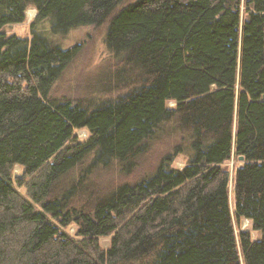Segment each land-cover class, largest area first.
Returning a JSON list of instances; mask_svg holds the SVG:
<instances>
[{
	"label": "trees",
	"instance_id": "16d2710c",
	"mask_svg": "<svg viewBox=\"0 0 264 264\" xmlns=\"http://www.w3.org/2000/svg\"><path fill=\"white\" fill-rule=\"evenodd\" d=\"M45 20L104 25L89 95H54L83 45ZM0 264H264V0H0Z\"/></svg>",
	"mask_w": 264,
	"mask_h": 264
},
{
	"label": "rangeland",
	"instance_id": "374dc122",
	"mask_svg": "<svg viewBox=\"0 0 264 264\" xmlns=\"http://www.w3.org/2000/svg\"><path fill=\"white\" fill-rule=\"evenodd\" d=\"M128 1V0H127ZM36 10L35 8L29 6L25 10V19L22 22L10 23L3 27L7 35H17L19 37H30L31 35V24L30 22L35 17ZM47 23L41 21L38 23V28L44 36L50 39L53 42L60 44L63 48H68L74 43L78 42L82 48L78 51L74 59L68 64V66L63 71L61 77L57 80L53 92L55 96H68L69 98L84 97L89 95V89L94 87L97 83V73L101 69L103 63L109 57V52L105 47L103 40L104 35V25H100L94 28L92 25H84L71 28L65 35L53 34L50 31V22L45 20ZM34 28L39 31L37 24L34 25ZM46 32V33H45ZM48 33V34H47ZM52 36V37H51ZM95 97L109 95V93H95ZM175 105L174 101H166V106L173 107ZM74 137L79 140H85L89 133L85 128H78L73 130ZM163 148L159 146H154L152 153L147 161V167L153 165V160ZM241 161V160H240ZM236 161L233 157L225 161L222 165L227 166L231 175L234 172V169L241 162ZM185 162L184 156L179 154L176 156L173 166L182 167ZM22 169L19 165H14L13 175H19ZM67 178V177H66ZM97 183L100 186H111L114 183L111 173H104L96 179ZM121 181V180H120ZM21 193L25 192L24 187L18 188ZM229 199H230V209L234 222L235 233H238L240 230L249 231L252 238H257L259 232L252 229L250 221L246 218L235 219L234 217V204H233V184L229 183ZM69 234H74L75 228L73 225H69L65 228ZM99 244L106 248L110 241V236H101L98 239Z\"/></svg>",
	"mask_w": 264,
	"mask_h": 264
},
{
	"label": "water",
	"instance_id": "95a60500",
	"mask_svg": "<svg viewBox=\"0 0 264 264\" xmlns=\"http://www.w3.org/2000/svg\"><path fill=\"white\" fill-rule=\"evenodd\" d=\"M239 158H240V160L242 159V157H241V156H240Z\"/></svg>",
	"mask_w": 264,
	"mask_h": 264
}]
</instances>
